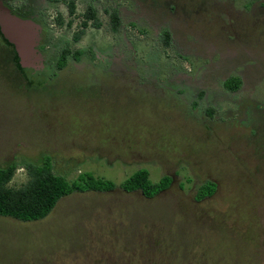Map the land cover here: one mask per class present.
<instances>
[{"label":"rangeland","instance_id":"374dc122","mask_svg":"<svg viewBox=\"0 0 264 264\" xmlns=\"http://www.w3.org/2000/svg\"><path fill=\"white\" fill-rule=\"evenodd\" d=\"M165 1L117 0L123 27L111 32L99 10L101 26L77 42L83 4L69 16L57 3L69 24L54 43L82 51L78 69H102L54 78L46 97L0 50V165L52 155L68 180L117 186L65 196L37 221L0 216V264H264V0ZM141 168L169 188L146 198L118 187ZM26 179L18 164L9 185ZM208 181L215 191L200 198Z\"/></svg>","mask_w":264,"mask_h":264},{"label":"trees","instance_id":"16d2710c","mask_svg":"<svg viewBox=\"0 0 264 264\" xmlns=\"http://www.w3.org/2000/svg\"><path fill=\"white\" fill-rule=\"evenodd\" d=\"M68 13L73 14L75 6L72 1L68 3ZM115 28L118 24V17L112 14ZM58 24L62 23V18H57ZM91 22L93 26H98L99 21L92 7H87L82 15L81 26H87ZM69 24V23H68ZM83 34L82 28L73 36V40L77 41ZM168 39V37H167ZM3 40L10 45L13 53V62L16 68L26 79L27 86L31 85V81L24 74L17 61L16 52L11 43L5 38ZM168 43L167 41L165 42ZM70 53L67 47L61 50L58 57L62 64L66 61V56ZM79 51H74V56H79ZM225 84H229V89L234 90L238 87L239 78L231 76ZM214 110L208 108L206 114L213 115ZM16 165L11 163L5 167H0V216L11 217L23 222L37 221L46 217L55 207L57 202L65 196L73 193L86 192H110L117 186L114 182L102 177H95L88 172L79 173L74 179L68 180L64 175L56 173L52 169L48 157L44 163H27L25 164V172L27 174L26 181L19 187H12L9 182L14 174ZM170 177L162 176L157 181L149 179V173L146 169H137L127 178H125L118 187L124 192H140L146 198H152L169 188ZM215 191V185L211 181L201 184L197 193H201L203 198L204 192L211 196Z\"/></svg>","mask_w":264,"mask_h":264},{"label":"flooded vegetation","instance_id":"af4514ba","mask_svg":"<svg viewBox=\"0 0 264 264\" xmlns=\"http://www.w3.org/2000/svg\"><path fill=\"white\" fill-rule=\"evenodd\" d=\"M0 1L4 5H6L12 13H14L20 17L29 18V19L33 20L35 23H37L39 26L38 41H37L36 49H37V52L40 56V61L36 63V68H35L33 74L30 77L26 76L31 81L32 86L29 85V87H28L26 79H24V81H25L24 87H26V89L29 92L34 93L35 96H39V97H46L47 96V94H48L46 92L47 87L53 82L52 79H54V78H57V77H63L64 78L67 74L71 73L72 70L85 72L86 74L91 73V75H96V74H100V69H102V68H100V66H96V67L90 66L89 69H82V70L78 69V66L75 65V63H76L75 61L80 55H82V51L81 50H72L68 47L67 48L70 50V53L66 56V61L62 64L59 62L58 57L61 53V50L66 46H62V47L58 48L56 43H54L55 34L53 31L54 30L53 28H55L57 25H63V23H65L68 26L69 21L62 22L61 24H58L57 18H59V15L57 14L56 11L53 12L55 5L57 3H64V5L66 7L67 15H69V16H72L75 13V11L73 14L68 13V7L67 6H68V3L70 1L73 2L74 6L76 5V3L83 4V8H82L81 14H80L81 18H82V15L84 14L86 8L89 6L92 7L94 9L95 14L97 16V19L99 21V25L96 27V26H93L91 24V22H88L87 26L90 25L94 28H99L101 26V23L99 20V15H98L99 10H102L105 13V15L107 16V23H108L109 29L113 33H117L119 31V29H121V27H123V25L126 22V21H122V19H121L120 9L117 8V6H116L117 0H0ZM152 1H155V0H152ZM198 1H199V4L200 3L203 4L204 0H198ZM246 2L249 3V5L252 3L251 0H246ZM100 4L103 6L101 7ZM110 4H112V5L109 7H105V5H110ZM164 4L167 5L169 9H172V11L175 10V8L177 7L176 2H173L172 0L165 1ZM113 13H115V15H117V17H118V24L115 28H113V24H114V20H113V16H112ZM129 23L132 24L133 26H136V25L140 26V23L136 19L131 20ZM87 26H85V27L81 26V22H80V27L77 30L72 32V36H71L72 41H74L73 40L74 34L76 32H78L81 28H82L83 34H84V29ZM156 36L159 37V40L161 41V44L164 47L167 46L169 44V41L171 40V34L168 30H162L159 33V36H158V34H156ZM167 37H168V39H167ZM3 38H4V36L0 31V50L5 52V53H9V51L12 52L10 45H8L3 40ZM77 41H74V42H77ZM166 41L168 42L167 44L165 43ZM126 43L130 47V43L128 40H126ZM13 48H14V46H13ZM74 51H79L80 52L79 56H74L73 55ZM71 58L73 59L72 62H70ZM9 63L11 64L12 67H14L19 72V70L15 66V63L13 62V53H12L11 61H9ZM103 63L105 64V61L102 62L101 64H103ZM106 65L107 66H105V67H107V69H108L109 67L111 68L110 65H112V64L109 63ZM66 72H68V73H66ZM67 76H69V75H67ZM22 77H23V75H22ZM230 77L231 76H229L223 80L224 84ZM224 88H226V87L224 86ZM226 89H229V88L227 87ZM32 91H34V92H32ZM47 157H48L50 163L52 164V169H53L54 156H52V155H45L44 158L42 157V159L37 163H44L46 161ZM11 163H14L17 167L18 164L25 166V164H27V163H34V162L20 161V163H18V162H15L14 159H12V160L5 162L3 165H0V167H5L6 165H9Z\"/></svg>","mask_w":264,"mask_h":264},{"label":"water","instance_id":"95a60500","mask_svg":"<svg viewBox=\"0 0 264 264\" xmlns=\"http://www.w3.org/2000/svg\"><path fill=\"white\" fill-rule=\"evenodd\" d=\"M39 26L33 20L20 17L0 1V31L14 46L17 61L27 77H30L36 63L40 61L36 45Z\"/></svg>","mask_w":264,"mask_h":264}]
</instances>
